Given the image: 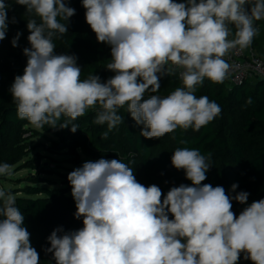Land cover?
Listing matches in <instances>:
<instances>
[{
  "label": "clouds",
  "instance_id": "obj_1",
  "mask_svg": "<svg viewBox=\"0 0 264 264\" xmlns=\"http://www.w3.org/2000/svg\"><path fill=\"white\" fill-rule=\"evenodd\" d=\"M16 4L31 17L26 66L9 88L17 117L36 128H56L64 116L68 120L59 127L68 128L99 105L93 123L107 124L103 139L123 123L117 112L125 105L146 139L208 125L222 109L206 95L197 97V88L205 79L222 84L230 77L233 65L225 57L250 47L259 34L256 22L264 20V0H82L97 42L110 46L105 68L114 75L102 81L94 74L81 79L78 57L55 51L54 38L68 32L75 8L66 0ZM8 8L0 0V41L8 31ZM20 35L12 39L13 47ZM177 73L182 86L165 97L145 98L159 92L162 77ZM246 103H253L251 97ZM78 128L71 123L73 133ZM210 159L198 149L176 148L171 164L191 185L172 186L166 194L156 184L140 183L119 159L84 162L67 177L74 216L83 218V227L53 230L45 252L56 264H239L241 257L264 264V198L247 204L246 191L233 197L223 186L202 183ZM9 169L0 164V175ZM237 187L232 184V191ZM233 199L247 204L238 216ZM23 223L14 195L0 189V264H39Z\"/></svg>",
  "mask_w": 264,
  "mask_h": 264
},
{
  "label": "trees",
  "instance_id": "obj_2",
  "mask_svg": "<svg viewBox=\"0 0 264 264\" xmlns=\"http://www.w3.org/2000/svg\"><path fill=\"white\" fill-rule=\"evenodd\" d=\"M9 8V19L6 38L0 41V164L7 163L17 169L38 168L43 154L32 156L37 145L31 144L33 137L48 134L51 136V147L70 154L79 167L83 165L82 157L94 160L119 159L133 169L136 179L145 186L156 184L164 194L172 186L191 185L185 178L183 170L175 169L171 164V156L176 148L198 149L202 155L211 154V167L207 179L202 183L223 186L226 194L235 196L240 191L249 193L247 204L264 198V80L252 78L242 84L229 86L225 80L215 84L205 79L203 86L197 88L196 96L206 95L217 102L222 112L208 125L199 131L192 128H177L174 132L157 139H146L140 135L142 125L132 120L127 106L118 109L117 114L123 117V123L109 132L108 138L102 134L108 131L107 124L93 123L99 105L88 109L78 117L75 123L79 128L75 133L68 128L59 126L68 120L62 116L57 127L44 125L36 128L27 119L17 117L16 102L12 99L9 88L16 75H22L27 57L23 49L30 47L27 40L29 31L26 24L31 18L25 6L16 4V0H5ZM183 2V0H177ZM76 14L68 22V32L54 38L57 54H75L77 64L82 68L81 79L90 74L99 75L102 81L114 75L105 67L111 62L110 46L98 43L95 33L85 21V9L82 0H66ZM15 17L16 23H11ZM38 22L39 19L37 18ZM67 24V21H62ZM259 34L254 38L252 48L264 59V20L257 21ZM233 36L230 38H234ZM20 32L18 46L13 47L12 39ZM161 89L155 94L161 97L169 95L182 82L175 76H164L160 80ZM251 97L253 103L246 101ZM45 170V169H44ZM28 182H45L43 176H31ZM237 184L235 192L231 185ZM71 186L67 188H43L27 185L17 190L26 196H16V207L24 215L23 226L30 232V241L39 253V264H56L51 253L45 248L50 247L47 237L57 228L64 232L78 230L83 227V218L76 219L75 201L69 195ZM36 195L37 197H33ZM30 196V197H27ZM247 204L232 200V211L238 216ZM170 218L171 215H170ZM62 233H58L60 235ZM239 264H252L241 257Z\"/></svg>",
  "mask_w": 264,
  "mask_h": 264
},
{
  "label": "rangeland",
  "instance_id": "obj_3",
  "mask_svg": "<svg viewBox=\"0 0 264 264\" xmlns=\"http://www.w3.org/2000/svg\"><path fill=\"white\" fill-rule=\"evenodd\" d=\"M32 145H37L36 149L32 153V156L41 152L40 161L38 160V168L34 169H17V166H12L9 169L10 174L0 175V189L6 192H11L14 197L26 196L25 192L18 193L17 190L25 188L27 185L39 186L43 188H67L70 183L67 179L68 174L75 168L79 167L73 160L71 155L67 154L63 150L51 147V136L48 134H42L33 137L31 140ZM84 158V159H83ZM84 161H97L92 158L82 157ZM45 169V170H44ZM43 176L47 181L45 182H28L26 179L31 176ZM71 195V191L68 193ZM30 197V196H27ZM33 197H37L33 195Z\"/></svg>",
  "mask_w": 264,
  "mask_h": 264
},
{
  "label": "built area",
  "instance_id": "obj_4",
  "mask_svg": "<svg viewBox=\"0 0 264 264\" xmlns=\"http://www.w3.org/2000/svg\"><path fill=\"white\" fill-rule=\"evenodd\" d=\"M225 59L233 65L231 75L226 79L229 86L242 84L252 78L264 80V59L252 46L244 50H233Z\"/></svg>",
  "mask_w": 264,
  "mask_h": 264
},
{
  "label": "crops",
  "instance_id": "obj_5",
  "mask_svg": "<svg viewBox=\"0 0 264 264\" xmlns=\"http://www.w3.org/2000/svg\"><path fill=\"white\" fill-rule=\"evenodd\" d=\"M229 39H231V38L229 37Z\"/></svg>",
  "mask_w": 264,
  "mask_h": 264
}]
</instances>
